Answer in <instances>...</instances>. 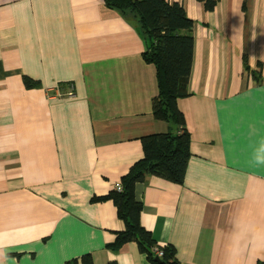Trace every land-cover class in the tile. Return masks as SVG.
Segmentation results:
<instances>
[{
	"label": "crops",
	"instance_id": "crops-1",
	"mask_svg": "<svg viewBox=\"0 0 264 264\" xmlns=\"http://www.w3.org/2000/svg\"><path fill=\"white\" fill-rule=\"evenodd\" d=\"M168 1L194 21L191 157L182 184H137L142 225L180 264H264V0ZM144 47L104 0H0V264H152L134 241L107 247L125 224L92 200L170 129Z\"/></svg>",
	"mask_w": 264,
	"mask_h": 264
},
{
	"label": "trees",
	"instance_id": "trees-1",
	"mask_svg": "<svg viewBox=\"0 0 264 264\" xmlns=\"http://www.w3.org/2000/svg\"><path fill=\"white\" fill-rule=\"evenodd\" d=\"M204 1L208 9L216 3L214 0ZM104 3L136 21L145 45L142 56L156 67L158 94L152 100V114L156 120L166 121L170 129L165 133L143 136V157L121 177V189L114 188L109 194L94 196L92 200H112L118 217L124 221L125 229L116 233L115 240L107 246L109 249L118 251L124 244L134 241L152 264H180L175 249L158 244L151 231L142 225L143 204L136 199V186L149 176L178 184L184 182L191 157V139L178 100L190 95L188 85L194 55V21L182 5L168 0H104ZM244 64L261 83V71L252 70L247 57H244ZM258 66H261L260 62ZM24 83L32 87L35 81L25 76ZM157 251H162V255L158 256ZM156 257L160 260L156 261ZM67 264L81 263L74 260ZM82 264H93L90 255L82 257Z\"/></svg>",
	"mask_w": 264,
	"mask_h": 264
},
{
	"label": "built area",
	"instance_id": "built-area-1",
	"mask_svg": "<svg viewBox=\"0 0 264 264\" xmlns=\"http://www.w3.org/2000/svg\"><path fill=\"white\" fill-rule=\"evenodd\" d=\"M70 91H72V89ZM115 188L118 189V190L121 189V182L120 181L115 184ZM157 254H158V256H161L162 255V251H157Z\"/></svg>",
	"mask_w": 264,
	"mask_h": 264
},
{
	"label": "water",
	"instance_id": "water-1",
	"mask_svg": "<svg viewBox=\"0 0 264 264\" xmlns=\"http://www.w3.org/2000/svg\"><path fill=\"white\" fill-rule=\"evenodd\" d=\"M155 259H156V261H159L160 260L158 257H156Z\"/></svg>",
	"mask_w": 264,
	"mask_h": 264
}]
</instances>
